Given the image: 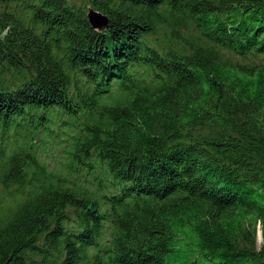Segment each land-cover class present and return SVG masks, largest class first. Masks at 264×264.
I'll list each match as a JSON object with an SVG mask.
<instances>
[{
	"label": "trees",
	"instance_id": "16d2710c",
	"mask_svg": "<svg viewBox=\"0 0 264 264\" xmlns=\"http://www.w3.org/2000/svg\"><path fill=\"white\" fill-rule=\"evenodd\" d=\"M0 264H264V0H0Z\"/></svg>",
	"mask_w": 264,
	"mask_h": 264
},
{
	"label": "water",
	"instance_id": "95a60500",
	"mask_svg": "<svg viewBox=\"0 0 264 264\" xmlns=\"http://www.w3.org/2000/svg\"><path fill=\"white\" fill-rule=\"evenodd\" d=\"M88 19L90 22V25L98 30V31H104L108 26V19L101 15L100 13L90 9L88 12Z\"/></svg>",
	"mask_w": 264,
	"mask_h": 264
},
{
	"label": "rangeland",
	"instance_id": "374dc122",
	"mask_svg": "<svg viewBox=\"0 0 264 264\" xmlns=\"http://www.w3.org/2000/svg\"><path fill=\"white\" fill-rule=\"evenodd\" d=\"M150 41H151L152 43L156 42V44H158V43H159V44H162V43H161L162 40H161L160 38H153V39H151ZM156 44H155V45H156ZM56 155H57V153H56V154L53 153V154L50 156L51 158H50L49 160H47L46 157H44V159L47 160V162L54 164V163L56 162V160H59V159H60V158L57 159V158H56ZM54 159H55V162L53 163L52 161H53ZM57 164H58V163H57ZM258 244H259V246L262 245V235H261V233H260V235H259Z\"/></svg>",
	"mask_w": 264,
	"mask_h": 264
}]
</instances>
